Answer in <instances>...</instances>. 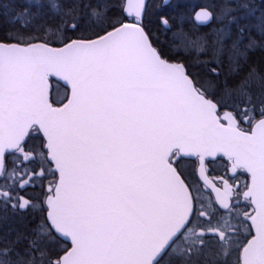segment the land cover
I'll return each instance as SVG.
<instances>
[{
	"label": "snow or ice",
	"instance_id": "1",
	"mask_svg": "<svg viewBox=\"0 0 264 264\" xmlns=\"http://www.w3.org/2000/svg\"><path fill=\"white\" fill-rule=\"evenodd\" d=\"M46 6L54 24L25 8L14 17L16 34L0 39V205L47 204L31 232L0 241V264H161L165 256L168 264H208L201 257L210 243L212 264H227L220 257L233 246L235 264H264V73L250 71L217 95L213 80L166 59L141 22L112 19L91 31L106 16L98 6L38 5ZM143 7L137 0L130 12L141 17ZM214 15L205 8L195 19L207 23ZM53 28L61 39L34 34ZM213 63L210 77L220 74ZM51 77L63 81L58 101L50 97ZM32 130L43 142L28 148ZM7 150L16 156L11 163ZM220 153L233 172L250 174L243 197L252 211H234L224 180L215 191L227 212L213 224L179 165L193 154L203 173L206 158ZM46 174L54 179L39 202L26 189ZM202 219L208 227L197 223ZM248 221L254 234L241 240L240 224ZM65 240L70 248L52 247Z\"/></svg>",
	"mask_w": 264,
	"mask_h": 264
},
{
	"label": "trees",
	"instance_id": "2",
	"mask_svg": "<svg viewBox=\"0 0 264 264\" xmlns=\"http://www.w3.org/2000/svg\"><path fill=\"white\" fill-rule=\"evenodd\" d=\"M2 1L6 2L4 6L5 11L10 6L15 10V13H8V16L6 15V12H0V39H5L8 35L16 34L14 29L18 27V25L14 23V17L18 11H23L27 8V5H20L18 2H15V0ZM7 2L12 3L10 5L7 4ZM82 2L85 5H91L92 8L98 6L99 9L106 12L104 23L101 24L99 21H96L98 26L93 27L91 31H99L100 27L106 26L108 20L120 19L124 22L131 19L124 14V0H82ZM161 2L162 0H149L143 18V26L146 32L149 33L153 45L162 52L166 59L183 62L190 72L199 74L202 79L213 80L215 82V87L211 89V91L215 92L217 95L221 94L225 89V85L228 87L234 86L250 71L254 70L258 73H264V30L261 28L262 22H264V2L259 5L260 2L258 3L256 0H253L252 2L248 1V4L255 5L257 15L262 14V20L256 24L257 16L256 14L252 16V20H249L250 22H248L251 23L250 25L251 27L253 26L254 29L252 28L247 36L243 37L244 34L246 35V31H244L246 28H244V26H246V20H244L238 24L235 22L234 24L226 26L223 34L227 33V36L223 40H220L221 33L219 34V38L215 35L212 37L207 35L208 30L212 28L214 24L218 23V15L222 13L221 10L219 11L218 9V4L220 3L219 0H172L166 6H163ZM230 2L233 3V1ZM49 3L50 0H38L36 4H31L28 10L32 13H41L43 21H46L49 24H54V16L49 12L48 7L46 6L43 9L38 7L40 4L48 5ZM237 4H239V1L235 0L233 4H228L226 6L234 7ZM200 5L210 7L215 13V18L208 25H197L193 20V12L196 7ZM228 7H225L228 11L233 10ZM90 11L91 9H89V12ZM230 14L232 15V13ZM162 16L167 17L170 21V28L163 26L161 22ZM229 17L231 18L232 16ZM255 24H259L260 29L262 30L261 34L257 32L258 30L254 26ZM29 31H31V29H29ZM34 34L41 35L48 40H59L63 36L62 33L57 32L54 28L51 31H43ZM179 35L189 41L201 40L207 42L205 46H203L206 47V51L197 55L195 54V49H190L189 51L185 50V47H181ZM175 36L178 37V39H176ZM250 41L254 42L251 47H249ZM208 45H213L214 47H209ZM235 48L241 49H239L241 55L235 57L234 61H231L230 57L233 55V49ZM217 49L219 51L214 56L213 53ZM220 50H223V52L219 56ZM213 60L221 62L218 63V71L220 74L219 76L210 77L206 74V67L207 63ZM211 66L216 67L217 63H213ZM52 85V99L58 101L59 99L54 96L57 90L56 88L60 86L63 88V84L53 80ZM258 117L257 113V118ZM241 124L244 125L245 123L241 122ZM26 141L27 147L32 148L39 146L43 142V137L42 134L32 130L31 134L26 138ZM6 158L9 163H11L16 156L13 154V151H11L6 153ZM186 162H188V164L191 163L189 169H192L193 163L191 160L182 158V160H180L179 170L183 173L186 182L192 185L188 174L183 167H181V164L185 165ZM29 167H32V165H29ZM53 179V175L46 174L42 180L36 182L35 187H28L26 189V194L29 197L38 198L39 202H44L47 187ZM0 183H3L2 179H0ZM249 209L252 211L251 206H249ZM46 211L47 206L45 202L41 203L40 206L29 207L25 210H13L10 207L5 208L0 205V216L6 218L4 223L1 224L0 222V241L4 238L15 239L18 234H28L40 222L42 215L46 214ZM63 246L70 247V243L63 241L58 245H52L54 249Z\"/></svg>",
	"mask_w": 264,
	"mask_h": 264
},
{
	"label": "flooded vegetation",
	"instance_id": "3",
	"mask_svg": "<svg viewBox=\"0 0 264 264\" xmlns=\"http://www.w3.org/2000/svg\"><path fill=\"white\" fill-rule=\"evenodd\" d=\"M256 1H258V3L260 2L259 5H261L264 2V0H256ZM15 2H18L20 5H24L23 3H25L27 5V2H25L24 0H17V1L15 0ZM5 3L6 2H4V1H0V7L5 5ZM11 3L12 2H7V4H11ZM2 9H3V7H2ZM214 18H215V15H214ZM159 37H161V36H159ZM244 128L247 129L248 126L247 127L244 126ZM188 160H191V162L193 163L192 164L193 168H195L194 169V173H195L194 176H195L196 188L199 189L198 194H199V198H200L199 202H200V205L202 206L201 211L205 213L206 217L212 216L213 217L212 223L215 224L216 219L218 217H224L227 210H224L220 207L219 203L217 202V200L214 197V193L212 192V189L199 179L198 174H197V167L199 164L198 158H193V159H188ZM230 164H231L230 161H228L226 158L219 156L216 159L206 160L205 167H206V171H207L208 176L212 179V181L214 183L213 185L216 188H220L221 190H223V181L224 180H227L229 185L232 186L233 194H232V199L230 200V204H237L238 203V208L234 210L235 212L242 213L245 210L251 212V210L249 209V206H251V208H252L251 202L243 197V192L247 190L245 185L250 184V180H251L250 175L244 169H238L236 172H233L230 169ZM182 175H183V173H182ZM191 186H193V185H191ZM232 222L233 223L237 222L235 216L232 217ZM197 223H200V224L204 225L205 227L209 226L207 219L198 220ZM243 223L247 224L249 226V230L252 231V229L250 228L249 221L243 222ZM243 223H241L240 225H243ZM249 230H248V232H249ZM243 232H244V230L240 233L243 238H245V237L249 238L250 237L248 235V232L247 233H245V232L243 233ZM207 239H208V241L211 242L212 239H215V237L209 236V237H207ZM209 247L215 252V246L214 245H212L210 243ZM233 257H235V256L230 254V255L226 256L225 258H221V259H225L227 261V264H235L236 260L234 261ZM168 260H169V257L165 256L161 262H162V264H168ZM208 264H212V262L208 261Z\"/></svg>",
	"mask_w": 264,
	"mask_h": 264
},
{
	"label": "rangeland",
	"instance_id": "4",
	"mask_svg": "<svg viewBox=\"0 0 264 264\" xmlns=\"http://www.w3.org/2000/svg\"><path fill=\"white\" fill-rule=\"evenodd\" d=\"M0 1H2V0H0ZM24 1L27 2V6H26L25 3H23L24 6L27 7V9H29V6L31 4H33V3L36 4L38 2V0H24ZM219 1H220V3L218 4L219 5L218 9H219V11L221 10L222 13L218 15V23L219 24L218 23L214 24V26L212 28H210L208 30V32H207L208 33L207 35H210L211 37L215 35L216 37L219 38V34L221 33L222 35H220V40H223L227 36V33L223 34L224 33V29H226V26H229L230 24H234L235 22H237V24H238V23L243 22L244 20H246V23H245L246 26H244V28L246 27L245 30H244V31H246V35L245 34L243 35V37H245V36L248 35V32L251 31L252 28H253V26L251 27V25H250L251 23H249L250 22L249 20H252V18H253L252 16L256 14V16H257L256 24L259 21L262 20V14H258L257 15L255 5L248 4V1L252 2L253 0H237V1H239V4H237L236 6L233 5L234 7H231V6L228 7L226 5L233 4L235 0H219ZM230 1H233V3H231ZM224 4H225V6H224ZM4 6L5 5L2 6L3 9H2V7H0V11L2 10L1 13L6 12L7 16H8V13H10V14L15 13V10L11 6L7 9L8 11L4 10ZM225 7H228V8L233 9V10H229L228 11ZM259 9H261V8H259ZM18 12H20V11H18ZM230 13H232V15ZM225 16H227V17H225ZM229 16H232V17L230 18ZM179 24L181 25L180 22H179ZM256 24L254 26L258 30L257 32L259 34H261L262 30L260 29L259 24L258 25H256ZM215 28H218V29H215ZM180 36L181 35H179V37ZM175 38L178 39V37H176V36H175ZM188 41L189 40H187L186 38L180 37L181 47H185V50L189 51L190 49H195V54H197V55L206 51V47H197L195 45L189 44ZM249 47H251V46H249ZM239 49H237V48L233 49L234 53L230 57L231 61H234L235 57L241 55ZM222 52H223V50H220L219 56L222 54ZM196 63H198V62H196ZM216 63L218 64V63H221V62L217 61ZM56 89L57 90H56L54 96H55V98L60 99L62 97L63 93H64V89L61 86L57 87ZM190 164H188V162H186L185 165L181 164V167H183L185 172L188 174V177L191 180L193 187L196 188L195 176H194L195 175V173H194V169L195 168L192 167V169H189V166H191ZM4 221H6V218L4 216H0L1 224L4 223ZM243 230H244L245 233H247L248 230H249V226L247 224L243 223V225H240V233ZM240 239L241 240L244 239L242 237V235H240ZM214 240L215 239H212V241H214ZM238 254H239V252L237 250H235V246H233V250L231 251V255L235 256V257H233L234 261L237 259ZM220 258H225V256H221ZM201 259L202 260H208V261L212 262L214 259H216V253L210 247H208V249L206 250V255L201 257Z\"/></svg>",
	"mask_w": 264,
	"mask_h": 264
},
{
	"label": "water",
	"instance_id": "5",
	"mask_svg": "<svg viewBox=\"0 0 264 264\" xmlns=\"http://www.w3.org/2000/svg\"><path fill=\"white\" fill-rule=\"evenodd\" d=\"M171 1H172V0H162V5H163V6H166V5H168ZM147 2H148V0H143L144 7H143V10H142V16H141V17H136L133 13L130 12V8H132V7L137 3V0H124L123 11H124L125 15H126V16H129V17H135V21H133V22H124V23H129V24H131V23H136V22L139 21V22H141V24H142V22H143V17H144V13H145L146 6H147ZM205 8H208V7H206V6H200V7H198V8L194 11V13H193V20H194V22H195L196 24H198V25H208V24H210V23L213 21V19H212L211 21L207 22V23H198V22L196 21V19H195L196 14H197L199 11H201L202 9H205ZM162 18H164V19L167 20V24L162 23L163 26H165L166 28H170V27H171V24H170V21L167 19V17L162 16ZM162 18H161V22H162ZM142 26H143V25H142ZM143 27H144V26H143ZM145 31H146V30H145ZM52 46H54V47H60L61 45H52ZM170 61H171V60H170ZM171 62H178V61H171ZM179 63H183V62H179ZM183 64H184V63H183ZM184 65H185V64H184ZM52 80L59 81V82H61V83L63 84V81L60 80V78H58V77H51L50 80H49V84L51 85V89H50V97H51V90H52ZM257 119H258V118H257ZM11 151H12V150H7L6 153L11 152ZM218 156H223L224 158H226V159L228 160V158H227L226 156H224L222 153L217 154V156H215V157H207L206 160H207V159H215V158H217ZM183 157H185V158H195L196 156L193 155V154H183ZM205 163H206V161H205ZM230 163H231V162H230ZM230 169H231V164H230ZM231 170H232V169H231ZM197 174H198V177L200 178V180L212 189V192L214 193V197H215V199L217 200V193H216V191H215L216 187H213V184H214V183H213L212 179L208 176L207 171H206V167H205V169H204V172L201 173V172H200V166H199V164H198V167H197ZM249 175H250V174H249ZM250 179H251V177H250ZM250 183H251V180H250ZM249 185H250V184H249ZM217 202H218V201H217ZM45 203H46V202H45ZM46 206H47V204H46ZM46 212H47V211H46ZM249 223H250V221H249ZM252 232H253V234H254V229H252ZM250 238H251V237H249V239H250ZM66 241H67V240H66ZM67 242L70 243V241H67ZM70 247H71V244H70ZM70 247H69V248H70Z\"/></svg>",
	"mask_w": 264,
	"mask_h": 264
}]
</instances>
